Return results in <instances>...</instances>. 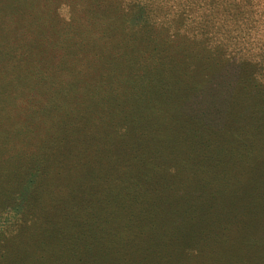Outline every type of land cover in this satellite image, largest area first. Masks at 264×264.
I'll list each match as a JSON object with an SVG mask.
<instances>
[{
  "label": "rangeland",
  "instance_id": "374dc122",
  "mask_svg": "<svg viewBox=\"0 0 264 264\" xmlns=\"http://www.w3.org/2000/svg\"><path fill=\"white\" fill-rule=\"evenodd\" d=\"M205 1L0 0V264H264V98Z\"/></svg>",
  "mask_w": 264,
  "mask_h": 264
},
{
  "label": "trees",
  "instance_id": "16d2710c",
  "mask_svg": "<svg viewBox=\"0 0 264 264\" xmlns=\"http://www.w3.org/2000/svg\"><path fill=\"white\" fill-rule=\"evenodd\" d=\"M199 1L201 0H198V2ZM201 8L202 10L198 8L196 17L203 22L202 27L199 29L200 36H196L194 44H197L199 37H210L211 30H214L216 32L215 36H218L216 39L219 41V43H216V47L227 43L235 45L236 50L232 52L230 56L234 53L240 54L239 60L242 62L238 66L240 68L244 66L243 70L241 69L240 71L243 72L241 73L242 76L247 77L251 85L249 94H251V96H261L264 98V0H207ZM150 11L153 12L152 9ZM106 12L108 11L104 10L103 13L101 12V17L106 15ZM212 13L215 14L213 15ZM142 18L145 19L144 15ZM208 18H211L213 24L209 23ZM206 25H208L207 28L210 29L209 31L206 30ZM199 50L202 53L197 54L199 57L202 54L201 58H203V60H207L205 58H208L215 52L212 48H200ZM157 51L158 47H153L149 49L146 55L143 51L138 52L130 48V51L122 53L124 55L123 65L119 64V61H115L116 55H113V60L107 61L103 59V65L92 67L97 68V70L85 73L86 79L87 81H97L101 75L105 86L116 87V81L105 83V78H108V76L114 72L125 74L127 71V77L130 75L128 81V83H130L131 74L135 71L148 83L150 76L153 75L151 73L154 72V61ZM162 51L165 52L163 49ZM216 51H218L219 55L228 53V49L225 48H216ZM114 54H116V51ZM247 58H251L252 60L250 59V61H248ZM93 62H95L94 59L92 60V63ZM88 64L89 67H86V69L90 68L91 61ZM262 113L264 115V111H262ZM46 122L47 120H42L37 123L42 127H46L44 125ZM49 138L52 143H58L53 136ZM64 139L63 137L62 140ZM59 142L61 141L59 140ZM52 143L48 144L51 145Z\"/></svg>",
  "mask_w": 264,
  "mask_h": 264
}]
</instances>
